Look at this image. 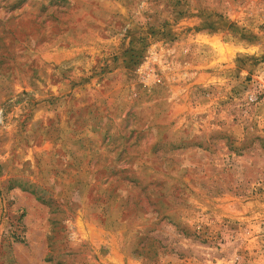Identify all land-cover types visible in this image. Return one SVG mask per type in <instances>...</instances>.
Wrapping results in <instances>:
<instances>
[{
	"label": "rangeland",
	"instance_id": "obj_1",
	"mask_svg": "<svg viewBox=\"0 0 264 264\" xmlns=\"http://www.w3.org/2000/svg\"><path fill=\"white\" fill-rule=\"evenodd\" d=\"M0 264H264V0H0Z\"/></svg>",
	"mask_w": 264,
	"mask_h": 264
}]
</instances>
